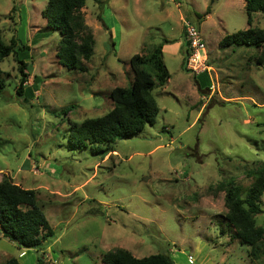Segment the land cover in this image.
Listing matches in <instances>:
<instances>
[{
    "label": "rangeland",
    "instance_id": "obj_1",
    "mask_svg": "<svg viewBox=\"0 0 264 264\" xmlns=\"http://www.w3.org/2000/svg\"><path fill=\"white\" fill-rule=\"evenodd\" d=\"M47 1L0 0L1 41L29 47L0 62V182L34 190L55 237L26 250L0 233V263L102 264L106 252L123 249L174 264H264L232 237L225 193L216 191L231 182L244 197L264 166L260 50L219 48L223 36L248 28L243 0H86L95 45L85 73L58 63L60 35L41 16ZM184 20L199 27L212 67L201 92V78L181 66ZM252 26L264 30L261 13ZM163 39L171 41L162 52L170 78L153 91L154 125L110 145L72 148L69 127L108 113L110 91L133 81L129 60ZM18 58L30 71L21 98ZM260 209L255 222L264 229V194Z\"/></svg>",
    "mask_w": 264,
    "mask_h": 264
},
{
    "label": "trees",
    "instance_id": "obj_2",
    "mask_svg": "<svg viewBox=\"0 0 264 264\" xmlns=\"http://www.w3.org/2000/svg\"><path fill=\"white\" fill-rule=\"evenodd\" d=\"M85 2L86 0H48L41 12L47 26L60 35L55 54L58 63L79 73L87 71L84 64L93 56L95 45L82 13ZM243 2L248 28L223 36L219 41V48L254 47L260 50L256 65L262 67L264 66V30L253 27L252 21L256 13L264 16V0H243ZM209 14L210 9L207 8L203 15L197 17L198 21L201 22ZM167 44H171V41L163 39L148 55H134L129 60L133 73L130 87H116L110 91L108 98L112 109L108 113L69 127L67 138L72 148L85 149L94 145H110L117 140L136 136L146 126L154 125L159 108L153 91L164 87L170 78L162 55V48ZM17 50L28 51L29 47L18 46L14 40L5 44L0 38V62L12 54L17 55ZM182 53L181 66L185 72H188L185 67L188 56L185 45ZM16 62L19 80L15 87V95L21 98L24 96L30 74L29 63L19 58ZM195 83L199 85L196 80ZM4 88L5 83L0 69V94ZM197 89L201 90L199 87ZM68 112L69 109H65L63 114ZM100 152L108 154L112 150L107 147ZM216 191L225 193L224 220L233 230L232 237L249 248L248 256L252 262L259 261L264 256V229L256 225L255 217L262 212L260 197L264 194V166L253 173V181L244 197L231 182L219 184ZM0 233L4 238L26 250L41 249L42 242L55 237V232L37 204L36 192L20 188L7 179L0 182ZM0 264L20 263L17 259L10 258ZM102 264H174V262L167 255L155 254L137 259L126 250L116 249L102 256Z\"/></svg>",
    "mask_w": 264,
    "mask_h": 264
},
{
    "label": "built area",
    "instance_id": "obj_3",
    "mask_svg": "<svg viewBox=\"0 0 264 264\" xmlns=\"http://www.w3.org/2000/svg\"><path fill=\"white\" fill-rule=\"evenodd\" d=\"M183 37L188 52L185 67L194 76L212 71L208 63L206 43L197 25L183 21Z\"/></svg>",
    "mask_w": 264,
    "mask_h": 264
},
{
    "label": "crops",
    "instance_id": "obj_4",
    "mask_svg": "<svg viewBox=\"0 0 264 264\" xmlns=\"http://www.w3.org/2000/svg\"><path fill=\"white\" fill-rule=\"evenodd\" d=\"M181 19V21L183 20V19H185L184 17H181L180 18ZM182 39H183V47H184V45H185V43H184V37H183V35H182ZM167 40V39H166ZM174 44V43H173ZM169 44H167V45H164L163 46V48H162V52H163V49L164 48H166L167 46H168ZM180 45L178 44V45H174V47L175 48H177V49H179L180 47H179ZM208 54V53H207ZM202 76H204L203 74H200V75H197V78H201ZM201 80H202V78L199 80V79H197L196 81L198 82V86H197V88L199 87V88H201L202 86H203V83H201ZM210 87V86H209ZM209 92V89H205V93H208Z\"/></svg>",
    "mask_w": 264,
    "mask_h": 264
}]
</instances>
